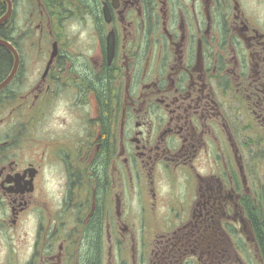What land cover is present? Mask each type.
Here are the masks:
<instances>
[{
    "label": "flooded vegetation",
    "instance_id": "flooded-vegetation-1",
    "mask_svg": "<svg viewBox=\"0 0 264 264\" xmlns=\"http://www.w3.org/2000/svg\"><path fill=\"white\" fill-rule=\"evenodd\" d=\"M0 264H264V0H0Z\"/></svg>",
    "mask_w": 264,
    "mask_h": 264
},
{
    "label": "water",
    "instance_id": "water-1",
    "mask_svg": "<svg viewBox=\"0 0 264 264\" xmlns=\"http://www.w3.org/2000/svg\"><path fill=\"white\" fill-rule=\"evenodd\" d=\"M0 42H1V40H0Z\"/></svg>",
    "mask_w": 264,
    "mask_h": 264
}]
</instances>
